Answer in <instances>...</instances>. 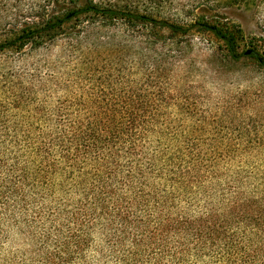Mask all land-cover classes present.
Here are the masks:
<instances>
[{"label": "trees", "instance_id": "16d2710c", "mask_svg": "<svg viewBox=\"0 0 264 264\" xmlns=\"http://www.w3.org/2000/svg\"><path fill=\"white\" fill-rule=\"evenodd\" d=\"M160 8L87 1L0 43L20 56L49 40L50 52L72 19L99 22L57 62L19 76V105L33 109L14 119L23 126L0 128V264H264V196L215 198L207 159L177 144L169 113H191L174 73L192 29L221 40L227 62L242 31L214 18L179 23Z\"/></svg>", "mask_w": 264, "mask_h": 264}, {"label": "rangeland", "instance_id": "374dc122", "mask_svg": "<svg viewBox=\"0 0 264 264\" xmlns=\"http://www.w3.org/2000/svg\"><path fill=\"white\" fill-rule=\"evenodd\" d=\"M87 1L95 4L116 1L120 6L133 7L148 0H0V43L13 34L34 29L47 17L76 11ZM154 1L162 7L159 17L179 23L214 18L242 31L238 58L227 62L221 60L227 54L221 40L198 26L192 29L187 36L190 47L186 44L176 52L184 65L177 67L174 73L182 90L191 97V113L187 115L179 105L169 113L178 121L175 124L179 134L177 144L191 145L197 159H207L215 198L222 192L235 191L264 196V65L258 62L260 59L264 63V0ZM33 3L44 8L21 14L23 16L15 15L18 8H30ZM93 22L99 23L93 17L72 19L57 36L50 52L43 48L53 44L49 40L39 51L31 53L30 46L26 47L24 55L20 56L14 49L0 52L1 129L23 126L21 121L14 124V119L19 120L23 112L33 109L19 105V76L24 72L31 74L25 65L57 62L67 41L83 32L86 23ZM108 28L124 29L119 24ZM104 33L108 32L103 31L101 35L105 36ZM176 41L185 40L178 37ZM246 51L251 54L246 56ZM88 264H93V259Z\"/></svg>", "mask_w": 264, "mask_h": 264}, {"label": "water", "instance_id": "95a60500", "mask_svg": "<svg viewBox=\"0 0 264 264\" xmlns=\"http://www.w3.org/2000/svg\"><path fill=\"white\" fill-rule=\"evenodd\" d=\"M250 53H251V51H246V52H245V55H246V56H249Z\"/></svg>", "mask_w": 264, "mask_h": 264}]
</instances>
